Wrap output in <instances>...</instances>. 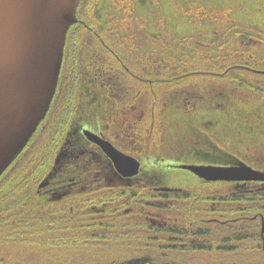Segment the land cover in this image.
I'll use <instances>...</instances> for the list:
<instances>
[{
    "label": "trees",
    "instance_id": "1",
    "mask_svg": "<svg viewBox=\"0 0 264 264\" xmlns=\"http://www.w3.org/2000/svg\"><path fill=\"white\" fill-rule=\"evenodd\" d=\"M91 1L79 0L76 9L77 23L69 28L65 40V51L69 50L68 64L63 57L60 70L67 65L74 68V72L69 74L70 94L74 93L80 77L83 56L80 57L79 52L88 49L94 53L89 59L91 68L96 71L101 82L103 79L110 84L112 91L130 92L128 70L138 76L139 67L136 62H140L143 68L146 67L147 73H140V76L142 79H149L153 75L157 79L158 110L166 104L163 94H175L176 88L196 97H210L214 93L224 95L244 110L264 107V60L243 49L215 50L211 56L212 52L210 54L207 47L197 48L179 58L165 55L175 47L167 46L162 32L155 36L137 34L138 29L130 19L135 0H111L114 8L104 15L101 23H98V16L90 17L80 11L84 6L86 10ZM225 13H209L199 8H190L183 14L195 21L210 19L225 23ZM139 26L142 27V24ZM231 27V24L222 27L224 32L219 34V38H223ZM236 35L243 44L250 40L261 41L257 35L250 33L239 32ZM138 38L143 39L151 49L144 52L137 47L135 41ZM121 67H125L127 72L123 73ZM168 97L169 95L166 99ZM54 129L55 127L49 131L47 137L54 134ZM143 134L144 132L142 137ZM260 135L264 141V134L261 132ZM44 148L48 154L50 144L47 143ZM42 149L41 144L39 147L36 145L29 157L28 154L24 156V149L14 162L19 166L9 168L0 177V194L2 191H13L12 198L0 197V264H36L38 259L34 260L27 255L38 251L42 260L37 264H75L74 253L91 250L93 264H185L178 258L172 259L156 246L149 245L150 239L144 234L147 230L152 231V234H157L158 243H161L160 236L175 235L174 231H154L141 224L135 225L138 223L135 221H123V216H114L122 204L118 200V194L110 196V205L115 206L108 208V217L103 226L107 232L99 238L86 234L75 217L67 215L50 220L47 216H35L27 203L31 202L32 197L29 184L36 179L37 173L34 158L41 155ZM22 158L25 161L20 165ZM222 163L234 164L226 160ZM10 172H14L16 178L14 176L15 179L3 181ZM221 187L224 191L219 193L191 191L187 197V202L182 207L185 209L183 217L188 219V216L196 212V208H200L205 217L197 218L196 222L190 218L191 220L179 225L182 231L178 233L183 239H195V242L188 244L186 251L216 254L214 264H264V234L263 237L260 235L262 225L264 227V185L222 183ZM43 218L45 222H42ZM121 237L125 239L122 241L135 247L132 250L127 247L124 251L119 240H116ZM141 245H147L148 248L140 249L144 247ZM105 251L107 252L101 255Z\"/></svg>",
    "mask_w": 264,
    "mask_h": 264
},
{
    "label": "flooded vegetation",
    "instance_id": "2",
    "mask_svg": "<svg viewBox=\"0 0 264 264\" xmlns=\"http://www.w3.org/2000/svg\"><path fill=\"white\" fill-rule=\"evenodd\" d=\"M68 51H65L64 45L63 57L66 58V64ZM79 53L83 60L74 93L70 94L68 85L69 74L74 72V68L67 65L59 71L56 90L44 119L31 138L29 146L23 150L25 156L31 145L39 147L41 144L42 151H46L44 146L48 143L50 150L54 151L53 157L50 158V152L48 154L45 152L39 159L40 162L36 163L38 174L29 184L32 191L31 199L41 202L43 200L55 208L57 212L53 214H62L53 219L58 217L61 219L68 215L75 217V221L83 225L93 213L102 216V219L108 217L110 196L117 194L120 195L118 200L122 203L119 210L125 215L139 207V203L144 204V207H139L140 209L156 206L157 196L167 200L174 199L173 196L176 195V199H180L184 195L181 193L191 186H196L200 190L206 186H222L219 182L205 183L183 169L185 166L202 165L185 164L187 155L160 156L161 134L165 123L161 121L163 108L161 110L157 108V79L153 75H150L149 79L147 77L142 79L140 76L142 68L138 69V76L128 70L130 92L112 91L110 84L103 79L101 82L96 71L91 68L89 59L93 56V51L87 49ZM121 70L123 73L127 72L125 67H121ZM143 71L147 73L146 67ZM86 78H88L86 88H90L84 94L81 90L83 80ZM54 127V134L49 140L47 135ZM204 136L208 139L206 135ZM36 139L37 144L34 142ZM99 143H106L115 151L136 161L137 173L129 175V169H117ZM124 143L130 144L132 151H125L122 147ZM211 149L214 153H205L206 157L199 153L194 155L211 160V163L207 162L211 165L226 164L215 161L223 158L216 154L215 147L211 146ZM218 150L221 153V150ZM27 156L29 157V154ZM151 156L156 157L152 160ZM227 158L233 159L230 163H245L234 157ZM24 161L25 158H22L20 165H23ZM14 162L7 170L19 166ZM14 176L15 173L10 172L3 181L15 179ZM231 184L264 185L251 182L229 185ZM111 191L118 192L112 194ZM168 196L172 197L167 198ZM98 209L102 211L97 213ZM41 217L46 215L43 214ZM42 222H45L44 218ZM87 227L91 233L93 225Z\"/></svg>",
    "mask_w": 264,
    "mask_h": 264
},
{
    "label": "rangeland",
    "instance_id": "3",
    "mask_svg": "<svg viewBox=\"0 0 264 264\" xmlns=\"http://www.w3.org/2000/svg\"><path fill=\"white\" fill-rule=\"evenodd\" d=\"M113 8L111 0H92L86 10L84 6L81 7L80 11L88 16L90 15V17L91 15L95 18L98 16V23H101L104 20V15L110 13ZM190 8H199L201 11L209 13L212 11L226 12V21L225 23L210 19L195 21V19L183 14ZM132 9L133 12L130 14V19L134 27L138 29L137 34L139 36L144 33L155 36L162 32L164 34L162 36L167 41V46L175 47L173 50H168L165 55L179 58L197 48L205 49L207 47L206 50L210 54L212 51L221 49L224 51L243 49L249 51L255 57L264 60V0H135ZM140 23L142 27L139 26ZM227 24L232 25L231 30L227 31L223 38H219V34L224 32V29L221 28ZM239 32L257 35L261 41L250 40L243 44L242 40L236 35ZM142 40L138 38L135 41V45L144 52L150 50L151 46ZM213 55L214 52H212L211 56ZM136 63L139 68H142L141 73L145 74L140 63ZM87 84L88 78L83 80L82 83L81 92L84 94L90 88H86ZM148 89L150 88L148 87ZM183 91L185 90L176 88L174 90L175 94L166 92L163 94L162 98H165L163 100L166 101V104L161 111V121L165 125L161 134L160 156L176 157L181 154L187 155L188 158L185 159V164H202L201 166H207L210 165L211 160L208 161L207 158L195 157L194 154L199 153L205 156V153H214L211 149V146H213L217 150L216 154L218 156L221 155V158H223L222 160H215L217 162L221 163V161L225 160L230 162L233 159L227 157H234L244 161L248 166L264 171V141L260 135L261 132L264 134V107L244 110L238 108L224 95L221 96L214 93L210 94V97H204L205 95L195 94L198 95L196 97ZM168 95L169 97L166 99ZM48 139L50 138L48 137ZM34 142L37 144V139ZM33 146L34 144L31 145V149L28 150L27 154L35 150ZM122 147L127 152L132 151V146L128 143L122 144ZM217 148L221 150V153H219ZM45 152L41 151V155H36L34 162L39 163V159L45 155ZM53 152L51 149L50 158L53 157ZM154 157L156 156H151L152 160ZM40 169L41 171L43 170L42 167ZM201 189L191 186L188 190L181 193V195H184L180 199H176V195L173 196L174 199L167 200H162L160 196H157V204L154 207L148 206L140 209L139 207H144V204L139 203V207L132 210L130 214L125 213L124 215L119 210L115 212L114 216H123V221H135L138 222L135 225L141 224L154 231H174L175 235L167 234L160 236L161 243H158V236L157 234H152V231L147 230L144 233L150 239L149 245L161 249L172 259L178 258L177 260L185 264H214L216 254L212 255L205 251H186L188 244L195 242V239H183L178 233L182 231L179 225H182L186 220H191L190 218H192L196 222L197 218L204 219L205 217L200 212V208L198 210L196 208V212L188 216V219L183 217L185 209L182 207L187 202V197L191 191H201L203 194H214L224 191L222 187L217 186H206ZM112 192L118 191H111L110 193ZM12 195L13 191H2L0 197L12 198ZM169 197L172 196H168L167 198ZM175 199L176 201L173 202ZM27 205L35 216L45 214L49 219L51 218L50 220L54 217L62 216V214H53L57 212L55 208L52 205L46 204L43 200L41 202L32 198L31 202L27 203ZM101 211L98 209L97 213ZM129 215L132 216L129 218ZM83 223V225L80 224L81 228L89 236L99 238L101 234L103 235L107 232V230L103 229L106 223L105 218L102 219V216L95 215V213L90 215L87 221ZM86 225H93L91 233H89V228ZM263 234L264 232L261 230V237H263ZM122 239L124 238L121 237L116 240H119L118 243H121V248L124 251L127 247L130 250L135 247L131 243L128 244L122 241ZM141 246L144 247L140 249L148 248L147 245ZM106 252H102L101 255ZM74 254L75 264H93L92 250L90 252H76ZM41 256L40 251L27 255V257H32L34 260L38 259L35 262L36 264L41 262Z\"/></svg>",
    "mask_w": 264,
    "mask_h": 264
},
{
    "label": "water",
    "instance_id": "4",
    "mask_svg": "<svg viewBox=\"0 0 264 264\" xmlns=\"http://www.w3.org/2000/svg\"><path fill=\"white\" fill-rule=\"evenodd\" d=\"M79 0H0V176L45 117L59 74L65 36L77 22ZM117 169L138 164L106 143ZM205 183H264V172L244 163L185 166ZM262 232L264 227L262 225Z\"/></svg>",
    "mask_w": 264,
    "mask_h": 264
}]
</instances>
